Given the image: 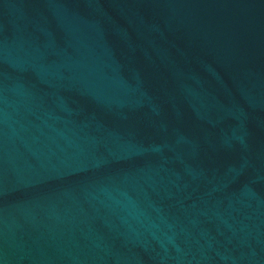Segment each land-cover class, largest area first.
<instances>
[{
  "label": "water",
  "instance_id": "obj_1",
  "mask_svg": "<svg viewBox=\"0 0 264 264\" xmlns=\"http://www.w3.org/2000/svg\"><path fill=\"white\" fill-rule=\"evenodd\" d=\"M0 264H264V0H0Z\"/></svg>",
  "mask_w": 264,
  "mask_h": 264
}]
</instances>
